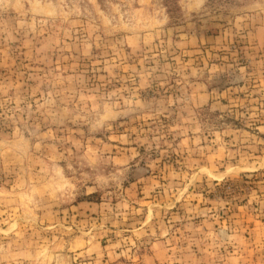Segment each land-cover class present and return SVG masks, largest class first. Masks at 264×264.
Segmentation results:
<instances>
[{
  "label": "clouds",
  "instance_id": "clouds-1",
  "mask_svg": "<svg viewBox=\"0 0 264 264\" xmlns=\"http://www.w3.org/2000/svg\"><path fill=\"white\" fill-rule=\"evenodd\" d=\"M0 264H264V0H0Z\"/></svg>",
  "mask_w": 264,
  "mask_h": 264
},
{
  "label": "rangeland",
  "instance_id": "rangeland-1",
  "mask_svg": "<svg viewBox=\"0 0 264 264\" xmlns=\"http://www.w3.org/2000/svg\"><path fill=\"white\" fill-rule=\"evenodd\" d=\"M221 19H223L221 17ZM217 26H220L219 25V22L217 23ZM207 42L205 41H201V49L197 50L196 52H193L192 50H189L186 54H185V60H189L190 58H196V57H199L201 56L202 54L203 55H209L210 56V53L204 51V45H206ZM141 185L144 184L143 181L140 182ZM158 187V185H157ZM132 189L133 191L128 193L130 195V197L134 200L137 201V206L139 208H144V209H148L150 207V199L153 195V188L151 186V184L147 185V186H144V187H138L137 185H133L132 186ZM139 213H137L138 215ZM78 220H83L84 217H77ZM92 220H95V214L92 215ZM89 223H91V221H88ZM248 223H254L255 224V227L257 229H259L260 225H261V221H259L258 219L254 220L252 217H249L248 218ZM209 227H211V225H208ZM106 243V241L104 242Z\"/></svg>",
  "mask_w": 264,
  "mask_h": 264
}]
</instances>
